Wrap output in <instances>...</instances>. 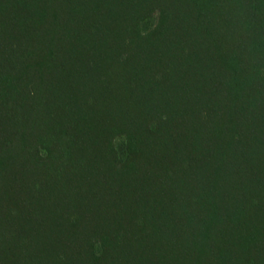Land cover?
<instances>
[{
    "label": "trees",
    "instance_id": "16d2710c",
    "mask_svg": "<svg viewBox=\"0 0 264 264\" xmlns=\"http://www.w3.org/2000/svg\"><path fill=\"white\" fill-rule=\"evenodd\" d=\"M0 264H264V0H0Z\"/></svg>",
    "mask_w": 264,
    "mask_h": 264
}]
</instances>
